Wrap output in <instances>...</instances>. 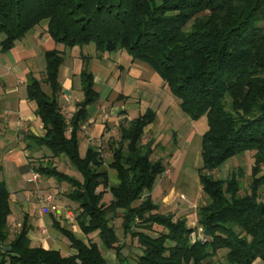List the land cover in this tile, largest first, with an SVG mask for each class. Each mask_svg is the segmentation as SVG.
<instances>
[{
	"label": "trees",
	"instance_id": "obj_1",
	"mask_svg": "<svg viewBox=\"0 0 264 264\" xmlns=\"http://www.w3.org/2000/svg\"><path fill=\"white\" fill-rule=\"evenodd\" d=\"M42 21L53 40L66 47L94 43L97 57L125 50L162 78L186 116L207 120L198 170L207 201L197 208L205 237L198 239L186 218L158 212L152 199L157 178L167 170L163 159H153L159 143L144 141L156 113L148 109L121 123L120 137L108 141L110 160L95 145L82 155V125L100 94L86 63L80 72L83 99L68 118L60 104L65 56L58 49L46 51L44 78L30 75L27 82L45 133L30 139L53 157L66 158L80 177L51 161L35 170L69 186L67 196L78 205L83 233L98 232L122 263L126 243L110 224L122 210L125 235L139 243L138 264H212L223 249L228 264L264 262V0H0L1 50L12 49ZM247 151H254L255 160L247 183L242 168L225 179L214 176ZM107 193L112 195L108 203ZM11 213L10 191L0 181V264H108L96 242L76 237L58 222L76 253L33 247L26 221L18 232L10 230ZM155 225L163 227L156 235Z\"/></svg>",
	"mask_w": 264,
	"mask_h": 264
},
{
	"label": "crops",
	"instance_id": "obj_2",
	"mask_svg": "<svg viewBox=\"0 0 264 264\" xmlns=\"http://www.w3.org/2000/svg\"><path fill=\"white\" fill-rule=\"evenodd\" d=\"M3 38L4 35L0 33V42ZM52 49L60 50L65 56L59 73L62 86L60 104L68 118L75 112L77 102L83 99L80 72L86 63L93 74L95 89L100 94L98 102L88 107L89 119L82 125L80 147L85 149L84 152L80 150L82 155L89 145L101 148L100 139L109 136L111 133L108 132L114 131L115 125L119 128L125 119L136 118L148 109L156 113V119L145 132L156 136L170 131V139L173 141L175 138L176 144L173 145L177 154L180 152L177 150L179 141L184 140L183 146H192L198 127L189 124L180 111L179 102L173 98L162 78L146 63L134 61L125 50L97 57L96 46L91 43L70 48L69 54H66V47L56 43L47 32V24L36 26L12 49L4 52L0 48V181H4L10 191V230L18 232L26 221L31 226L28 237L33 247L58 250L64 256L73 255L76 251L70 241L54 224L58 222L76 237L96 242L108 264H138L137 257L141 251L137 240L131 242L129 235H125L123 213L114 215L110 220L120 241L126 243L122 250L125 259L119 263L116 253L104 246L98 232L84 234L74 212V221L68 218L67 213L72 210L68 205L60 204L57 196L59 184L55 179L43 177V180L34 181L32 178L35 167L45 160L36 163L34 157L52 155L45 147H38L30 139L31 135L43 136L45 129L36 115V103L28 98L27 82L30 75L44 78L45 52ZM104 89L108 93L102 99ZM113 171L110 170V178L115 184L118 180L116 177L113 182ZM156 183L151 193L152 199L157 190ZM47 187L49 189L45 190ZM48 194L54 195L52 202L45 201ZM107 195L111 200V193ZM185 198L182 193L176 196L175 188L172 187L163 201L167 204ZM173 216L174 219L186 218L189 226L193 220L197 222V215ZM190 218L194 219L190 222ZM255 264L264 262L258 260Z\"/></svg>",
	"mask_w": 264,
	"mask_h": 264
},
{
	"label": "rangeland",
	"instance_id": "obj_3",
	"mask_svg": "<svg viewBox=\"0 0 264 264\" xmlns=\"http://www.w3.org/2000/svg\"><path fill=\"white\" fill-rule=\"evenodd\" d=\"M42 25L47 24V21H42ZM66 47V46H64ZM66 54H69L70 48L66 47ZM108 91L105 89L101 93L102 99L106 97V94ZM178 102L179 100L173 96ZM181 113L187 118L190 125L195 124L198 127V134L195 138V140L192 143L191 147H186L188 145L183 146L184 140L179 141L178 148L180 152L176 153V147L173 145L172 139H170L171 132H162L160 135L153 134L151 135L150 132H145L144 141H148L150 139L155 140V145L159 143V146L155 148L153 159H163L164 163L166 164L167 172L163 173L159 176L157 179V190L153 194V199L159 204V210L160 213H166V214H172V215H197V208L201 204L206 203L207 196L203 193L201 189V184L199 182V173L198 170L202 166V135L203 132L207 129V120L206 117H202L199 120H191L188 116H186L181 108ZM204 130V131H203ZM108 133H111L109 136H106L105 139L101 138L99 142H101V149L104 154V157L106 160L111 159V151L108 146V141L113 138L117 139L120 137V130L117 125L114 126V131H109ZM182 148V149H181ZM48 150V149H46ZM80 150L84 152V148L80 147ZM49 151V150H48ZM50 152V151H49ZM36 159V163H39L41 159H45L44 162L51 161L53 162L59 169L66 171L70 174L77 175L79 174L75 168H72L69 164V162L64 157H53V156H38L34 157ZM254 151H247L242 155L233 157L230 159L226 164H224L220 169L214 171V176L216 178H226L233 170L242 168L244 170L245 178L243 181L245 183L248 182V180L251 177L252 174V168L254 165ZM41 163V162H40ZM37 167V166H36ZM36 169V168H35ZM36 171V170H35ZM42 180L44 179L42 176ZM112 178L113 182L115 181L116 175L115 172H112ZM174 187L176 196L177 194H184L185 199L178 201H173L172 203H165L163 201V198L165 195H167L170 191V189ZM49 189L48 187L45 188V190ZM59 189V193L57 196H59L58 200H60V204L68 205L70 207V210L77 215L79 209L78 205L76 203H73L70 201V199L67 196V193L69 192V186L67 184H59L57 187ZM106 203H108L109 196L107 195L104 199ZM181 201H184L181 202ZM137 204V203H136ZM123 213L122 210L119 211L118 215H121ZM194 218H190V222ZM159 225L154 226V230L152 234L156 235L160 231H163V228ZM190 227H193L196 229L195 235L198 237V239H204V232L202 227L198 225V218L197 222L190 223ZM14 232V231H12ZM137 240V239H136ZM139 245V243L137 242ZM226 255V249L220 250L213 258L212 264H228L225 258Z\"/></svg>",
	"mask_w": 264,
	"mask_h": 264
},
{
	"label": "built area",
	"instance_id": "obj_4",
	"mask_svg": "<svg viewBox=\"0 0 264 264\" xmlns=\"http://www.w3.org/2000/svg\"><path fill=\"white\" fill-rule=\"evenodd\" d=\"M33 180L34 181H39L41 180V174H39L38 172H33V176H32ZM54 195L53 194H48L45 196V201L47 202H52L54 200ZM68 215V218L71 220V221H74V213L72 211L68 212L67 213Z\"/></svg>",
	"mask_w": 264,
	"mask_h": 264
}]
</instances>
